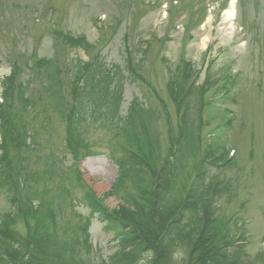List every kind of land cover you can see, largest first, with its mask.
Instances as JSON below:
<instances>
[{"label": "rangeland", "instance_id": "374dc122", "mask_svg": "<svg viewBox=\"0 0 264 264\" xmlns=\"http://www.w3.org/2000/svg\"><path fill=\"white\" fill-rule=\"evenodd\" d=\"M52 29L73 38L86 37L94 48L89 52L72 48ZM128 56L136 75L129 71ZM36 59L53 63L38 67ZM86 62L121 72L113 85H119L122 96L112 106L99 105V119L80 123L78 133L93 154L83 151L76 159L67 147L66 116L72 104L77 115L82 112L71 86ZM15 66L20 69L16 85L26 87L15 90L4 104V80ZM175 84L183 87L179 112L170 92ZM24 94L36 102L34 108L21 104ZM54 98L64 102L59 111L51 106ZM2 103L6 119L26 126V142H37L31 149L10 151L9 156L22 179L32 174L39 179L34 205L43 204L42 216L53 208L64 185H80L72 193L78 198L82 185L90 188L109 210L123 203L109 192L119 176L117 161L126 155L123 146L130 149L116 132L132 105L131 121L138 135L146 134L144 151L150 150L157 164L170 152L169 125L177 135L185 117L187 136L200 146L196 157L187 149L182 159L187 186L191 184L187 173L205 151L235 157V165L210 170L217 181L231 185L219 199L215 217L234 241L240 234L246 236L247 257L243 254L242 259L259 264L256 256L264 254V0H0ZM132 127L123 125L119 133L125 136ZM78 169L83 174L80 184ZM12 198L5 190L0 193V213L16 211ZM60 201L74 237H81L77 225L90 220L93 250L88 259L99 261L117 250L99 216H91L80 202ZM17 232L22 239L29 238L25 224Z\"/></svg>", "mask_w": 264, "mask_h": 264}, {"label": "trees", "instance_id": "16d2710c", "mask_svg": "<svg viewBox=\"0 0 264 264\" xmlns=\"http://www.w3.org/2000/svg\"><path fill=\"white\" fill-rule=\"evenodd\" d=\"M54 32L73 48H92L84 37L72 38L59 31ZM35 63L38 67H48L53 61L36 59ZM129 70L134 72L131 67ZM120 73L105 70L91 62L80 66L71 88L74 102L81 100L82 112L77 115V107L72 104L66 116L67 147L75 155L80 149L90 146L78 133L80 123L89 118L102 117L99 105L106 108L121 101V89L119 85H113ZM58 74L55 73V77ZM19 75L20 69L15 66L12 74L4 80L5 89L1 95L4 104L15 90L17 93L26 87L22 83L16 85ZM59 81L58 77L57 83ZM180 91V88L171 87L175 100L180 96ZM83 92L85 94L81 96ZM53 101L55 104L51 106L56 111L63 108L64 102L58 103L56 98ZM23 103H26L25 108L28 105L32 108L36 106V102L30 101L26 94L22 98ZM4 104H0V133L4 139L0 145V193L5 190L13 195L12 204L16 206V211L0 213V264H247L242 259L243 254V257H247L244 245L236 244L233 236L221 230L219 219L215 217L217 203L229 188L224 180L217 181L210 170L222 167L218 160L224 162L226 154L217 156L215 151H207L193 167L189 186L180 177V169H185L180 162L184 150L191 149L196 156L198 151V146H194L190 140L192 137L187 136L188 122L185 117L179 127V136L175 137L170 130L169 156L161 164L156 163L153 154L144 151L145 145L137 136L132 140V132L126 134L124 144L130 149L123 146L126 155L116 160L120 177L109 193L124 201L118 209L109 210L102 199L83 185L81 197H76L72 193L80 185L71 184L62 186L53 208L47 209L45 216H42L43 204L34 205L39 193V179L33 174L22 179L14 171V163L9 156L12 150L21 151L23 146L30 148L25 142L28 130L21 121L14 123V118L13 121L6 119ZM133 107L126 119L123 118L124 125L132 120ZM179 108H182V103ZM131 124L133 133H136L134 121ZM118 132L117 129L116 137H120ZM30 181L34 183L31 186ZM76 183H82L79 172ZM179 183L182 185L181 194L178 192ZM24 190L26 192L22 194ZM60 198L64 202H80L90 210L91 216L97 215L102 219L105 229L112 233L116 242L117 250L109 258L93 261L86 257L93 250L89 238L90 220L85 218L83 225H77L76 232L81 237H74L71 233L73 227L65 216ZM79 217L84 218L82 215ZM20 224L27 226L29 238L26 240L18 235ZM245 239L243 234L239 241ZM256 259L259 264H264V254H258Z\"/></svg>", "mask_w": 264, "mask_h": 264}]
</instances>
